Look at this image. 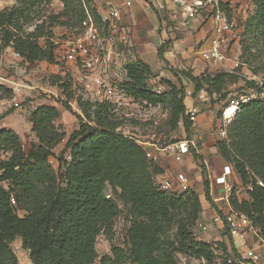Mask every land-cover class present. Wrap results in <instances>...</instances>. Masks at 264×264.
Instances as JSON below:
<instances>
[{
	"label": "trees",
	"instance_id": "1",
	"mask_svg": "<svg viewBox=\"0 0 264 264\" xmlns=\"http://www.w3.org/2000/svg\"><path fill=\"white\" fill-rule=\"evenodd\" d=\"M41 1L17 0V5L0 11V50L12 47L27 63L57 62L54 44H38L39 27L27 32L20 23L27 17L25 10ZM60 1L67 11L77 13L73 24L77 28L85 17L83 4L97 18L96 9L91 8L93 0ZM252 3L254 12L247 18L244 31L250 36L241 41L240 56L247 63L253 56L250 50L254 42L264 39V0ZM75 5L80 6L78 11ZM125 68L127 78L120 87L126 97L164 107L171 125L180 122L189 137L192 123L185 116V88L167 81V89H150L147 79L151 69L141 60L126 63ZM64 75L70 76L66 69ZM189 78L195 83L194 92L206 90L209 96L218 94L224 99L226 94L221 93L227 80L236 76L220 72ZM251 84L258 85L254 81ZM62 86L69 88L65 83ZM262 88L264 83L259 92ZM76 102L82 113L79 128L55 157L57 169L50 158L66 135L54 123L60 114L55 106L39 105L31 113L37 144L27 152L17 133L0 129V151L9 153L0 159V264H18L12 248L16 238L28 251L31 264H177L179 254L203 259L207 264L220 257L222 264H237L233 260L237 254L226 238L213 242L194 238L193 227L202 210L199 194L190 188L179 193L160 190L156 177L163 169L146 157L145 148L134 137L120 132L122 121L114 105L83 96ZM227 134L229 142H217L216 150L232 164L241 189L249 183L247 169L264 183V99L255 97L242 104ZM191 155L195 162L201 160L195 151ZM200 177L204 198L215 208L203 163ZM245 194L240 198L235 189L230 203L247 215L264 237V187L253 184L252 191L245 190ZM115 198L126 208L129 221L126 246L112 244L110 254L99 257L97 238L104 235L112 239L114 220L120 213Z\"/></svg>",
	"mask_w": 264,
	"mask_h": 264
},
{
	"label": "rangeland",
	"instance_id": "2",
	"mask_svg": "<svg viewBox=\"0 0 264 264\" xmlns=\"http://www.w3.org/2000/svg\"><path fill=\"white\" fill-rule=\"evenodd\" d=\"M129 1L131 6L127 8L119 22L128 41L124 48V58L127 63L141 60L150 67L151 75L147 79L150 89L157 91L167 89L166 83L169 81L177 87L183 86L185 91H192V96L185 102L187 105L191 103L202 108L203 115L200 117L205 119L207 126L199 129L196 135L190 130V135L197 145H200L202 142L198 134L206 132L208 142L206 147L213 146L217 157L215 160L213 158L209 160L210 173L213 176L221 164L227 163L216 150V143L224 139L219 134V121L223 110L229 105L230 100L239 99L240 96L251 95L254 98L264 99V88L259 92V88L264 83V39L259 38L257 42H254L255 46L250 50L253 55L250 62H243L240 56L241 41L247 40L250 36L244 31L247 18L254 12L252 0H215L227 17L235 23L232 33L218 37L222 58L217 63L207 57L213 38L209 22L212 5L208 4L203 11L196 14L193 20L186 21L171 3L160 0ZM14 5H17V0H0V11ZM75 6V11H78L80 6ZM92 7L103 10L107 8V2L102 1L99 6L92 2ZM82 8L89 10L84 4ZM25 12L26 19L20 20L22 29L31 32L39 27L40 37L37 42L41 46L48 45L49 42L53 45V41L61 40L66 34L74 33L78 26H73L77 13L67 11L60 0H42L34 8ZM235 63H238V66H235ZM65 69L64 64L57 62L27 63L14 52L12 47L0 50V129H11L17 133L23 151L27 152L32 144H37L30 122L31 113L39 105L55 106L60 114L54 123L60 126L66 135L64 140L54 148L55 156L50 158L55 169L58 167L55 157L64 149L68 137L78 130L80 116H82L81 109L75 101L78 97H82L83 91L71 76L66 78ZM220 72L236 76L235 79L227 80L221 93V95L226 94L224 99L218 94L209 96L206 90H203V95L199 91L194 92L195 83L189 78L190 75L197 77L203 73ZM251 81L258 85L253 86ZM63 83L68 84L67 90L62 86ZM68 93H70L69 96ZM113 105L116 115L122 121L120 132L134 137L145 149H151L153 144L164 147L188 136L180 122L174 127L171 125L167 110L160 105H144L128 98ZM225 139L229 142L227 133ZM162 153H164L162 155L165 157L166 164H159L163 173L156 177V181L172 178L174 187L177 188L182 178H191V182L185 184L188 185L187 188L199 194L202 204L199 221L207 225V230L202 231L195 224L194 238L206 242L225 239L222 230H217L213 224L214 207L204 198L202 182L199 179L201 163L204 164L202 157L201 160L192 164L184 161L172 162L166 151ZM67 154L68 152L65 153ZM204 155L209 158L212 154L207 152ZM8 156L9 153L0 151V159H6ZM206 171L208 173L207 168ZM236 179L238 180L237 176ZM107 192L112 194L110 189ZM221 192L218 193L214 189L212 197L218 196ZM236 192L238 197H246L244 189L236 187ZM116 201L119 204L120 213L114 220L112 239L109 240L104 235L97 238L96 251L99 257L110 254L112 244L126 246L125 234L129 221L126 218V208L120 200L116 199ZM214 203L216 207L223 205L220 201ZM12 248L17 255L18 264H31L28 251L21 247L20 238L12 242ZM177 257V264H207L201 259L186 257L182 254ZM222 263L220 257L215 259L213 264Z\"/></svg>",
	"mask_w": 264,
	"mask_h": 264
},
{
	"label": "built area",
	"instance_id": "3",
	"mask_svg": "<svg viewBox=\"0 0 264 264\" xmlns=\"http://www.w3.org/2000/svg\"><path fill=\"white\" fill-rule=\"evenodd\" d=\"M160 1L171 3L186 21L193 20L196 14L203 11L208 4L212 5L209 22L213 38L207 57L217 63L222 58L218 37L232 33L235 29L234 21L227 17L219 3L215 0ZM125 5L130 7L131 2L126 0ZM96 14L97 18L94 17L92 11L85 9V17L81 20L76 31L64 35L61 40L53 41L55 59L57 63L65 65L71 78L81 87L84 98L92 102L121 103L122 99L127 98L120 87L121 82L127 78L125 68L127 62L124 58V48L128 42L127 36L121 29L120 14L116 6L107 3V8L96 10ZM234 65L238 66V63ZM199 93L203 95V90H200ZM191 96L192 91H185V98ZM252 98L254 97L249 95L230 100L219 121L221 138H226L228 124L240 111L241 105ZM75 104L77 105L76 101ZM230 107L236 109L231 116L227 113ZM202 111L198 105L185 106V116L192 124L196 122ZM196 149V141L192 137H184L164 147L153 144L151 149L145 150L146 157L155 162L158 160L157 152L165 151L174 162H183L184 158L189 156L192 151L196 152ZM247 173L249 183L245 187L246 191H252L253 184L264 187L262 180L256 177L252 171L247 169ZM236 176L232 165L225 163L220 166L216 174L209 177L211 196L215 186L221 187L222 191L218 196L212 197L214 202L223 203L213 210V224L217 230H222V233H225L229 248L237 254L233 259L237 264H264V237L260 234L259 228L247 215L234 209L230 203V196L236 187L241 189ZM185 183H187V179L182 178V182H179V187L176 188L172 178H168L159 181V187L163 191L179 193L187 189L188 185ZM197 226L202 231L207 230V225L199 220ZM217 234L219 233L217 232ZM201 261L204 262L203 259ZM230 262L231 259H228V263Z\"/></svg>",
	"mask_w": 264,
	"mask_h": 264
},
{
	"label": "crops",
	"instance_id": "4",
	"mask_svg": "<svg viewBox=\"0 0 264 264\" xmlns=\"http://www.w3.org/2000/svg\"><path fill=\"white\" fill-rule=\"evenodd\" d=\"M102 1H106L107 3L112 4V5L116 6L117 8H119L118 10H119V14H120V18H119V22H120L121 18H122L123 15L126 13L127 8H128V7H126V5H125V1H126V0H124V2H122V0H93L94 4H95L96 6H99V5L101 4ZM129 22H130V21H129ZM121 29H122V28H121ZM122 31H124V30L122 29ZM189 99H190V98H185V99H184V104H185V106L191 105V103H189V104L187 105V103L185 102V100L188 101ZM201 115H203V113H201ZM201 115L198 116L196 122L193 123L192 126H191V128H190V130H191L195 135H196L197 132H199V129H201V128H206V126H207V123L205 122V119H204L203 117H200ZM199 117H200V118H199ZM194 126H195V127H194ZM189 132H190V131H189ZM198 136H199V138H201V142H202V143H201L200 145H197L196 153H197L200 157H202V161L204 162V164L206 165V168H207V170H208V177H211L212 174L210 173L209 160H210V159L212 160V158L215 160V158H217L216 155H215V151L213 150L214 147H213V146L206 147L207 144H208V142H207V137H206V132H204V131H203V132H200V133L198 134ZM187 137H188V136H187ZM189 137H192V136L190 135ZM192 138H193V137H192ZM207 152H210V153L212 154L209 158H206V156L204 155V154H206ZM162 154H164V153H162V152H157L158 160H157L156 162H157L158 165H159V164L162 165V163L166 164L165 161H164V158H165V157H163ZM166 157H167V156H166ZM168 157H169V158L171 159V161L173 162L172 157H171L170 155H168ZM162 158H163V160H162ZM184 162L195 164V161H194V159L192 158V155H191V154H190L189 156H187V157L184 158ZM221 165H222V164H221ZM159 166H160V165H159ZM188 166H189V165H188ZM159 176H160V175H158V177H159ZM158 177H157V178H158ZM199 179H200V181H201V177H199ZM189 181L191 182V178L187 179V183H188ZM220 189H221V187H219V186H215V191H218V192H219V191H221ZM244 264H248V263H244Z\"/></svg>",
	"mask_w": 264,
	"mask_h": 264
},
{
	"label": "bare ground",
	"instance_id": "5",
	"mask_svg": "<svg viewBox=\"0 0 264 264\" xmlns=\"http://www.w3.org/2000/svg\"><path fill=\"white\" fill-rule=\"evenodd\" d=\"M235 111L236 109L234 107H230L227 113L231 116L235 113Z\"/></svg>",
	"mask_w": 264,
	"mask_h": 264
}]
</instances>
